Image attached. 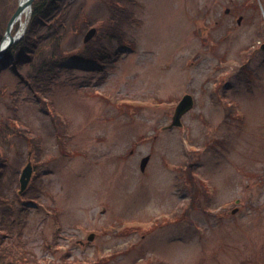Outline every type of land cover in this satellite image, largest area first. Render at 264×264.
Wrapping results in <instances>:
<instances>
[{"label":"rangeland","instance_id":"obj_1","mask_svg":"<svg viewBox=\"0 0 264 264\" xmlns=\"http://www.w3.org/2000/svg\"><path fill=\"white\" fill-rule=\"evenodd\" d=\"M128 6L139 23L126 26L127 45L108 43L118 55L101 76L65 70L49 106L25 88L12 95L13 84L0 96L1 117L18 100L44 161L35 201L17 206L14 238L37 258L69 264H264V41L254 40L264 0ZM86 12L106 8L86 0ZM243 65L250 88L237 77ZM186 93L194 105L182 126L164 128ZM51 106L71 124L75 156L58 143ZM9 157L20 170L32 161L22 138ZM192 181L210 198L200 197L205 210L192 206Z\"/></svg>","mask_w":264,"mask_h":264},{"label":"trees","instance_id":"obj_2","mask_svg":"<svg viewBox=\"0 0 264 264\" xmlns=\"http://www.w3.org/2000/svg\"><path fill=\"white\" fill-rule=\"evenodd\" d=\"M128 2L131 0H102L106 13L95 17L86 12V0H34L24 34L12 43L0 58V96L13 84L16 91L12 92V95H19L25 88L40 102H44L63 81L62 73L65 70L87 71L91 76L101 71L98 75L101 76L109 58L118 55L110 52L108 43L116 41L120 46L127 45L126 26L139 23ZM17 3L18 0H0V42ZM263 23L264 21L257 26L254 40L264 41ZM93 26L97 30L95 36L84 42L86 31ZM18 29L19 22H16L11 33L14 34ZM251 69L248 65H243L237 72V77L249 88ZM100 78L99 81H102L103 78ZM48 100L46 99V103L49 106ZM17 102V99L9 101V108L13 111L11 115L0 116V264H69L64 258L61 262L48 257L37 258L22 248L13 236L17 206L35 201V195L40 191L39 170L44 164V161L40 160L41 138L32 133L29 127L22 125L17 116ZM118 104L137 107L130 102L120 101ZM48 108L53 114L60 147L66 156H75L76 153L68 150L65 142V138L70 137L69 120L58 114L52 106ZM20 138L29 147L33 166L31 180L22 194L18 193V174L23 162L9 157L11 143L19 142ZM203 143L208 146L211 144H207V141ZM185 174H188V170ZM186 180L189 182L190 176L186 177ZM193 183L194 181L191 183L194 188L192 206L205 210L200 197H203L202 202L206 204L210 198L204 187L200 189ZM17 232L20 234V231ZM17 238L19 239V235ZM135 264L168 263L161 258L147 257Z\"/></svg>","mask_w":264,"mask_h":264},{"label":"water","instance_id":"obj_3","mask_svg":"<svg viewBox=\"0 0 264 264\" xmlns=\"http://www.w3.org/2000/svg\"><path fill=\"white\" fill-rule=\"evenodd\" d=\"M33 1L34 0H25L24 2L21 3L18 0L17 8L8 21L5 34H4V36L1 40V43H0V57L4 54L6 49L23 34L26 23L28 21L30 13H31V7H32ZM26 9L28 11L25 14V19L23 21L22 30L20 32L17 31L15 33V35H12L11 29L13 27V24L21 18L22 12H24ZM238 22H239V20H238ZM95 33H96V28L95 27L90 28L84 36V42L89 41L94 36ZM193 104H194V101H193L192 96L190 94H185L180 99L178 104L175 106L174 113L172 115L171 123L167 126V128H173L174 126H177V127L182 126L181 118L187 111H189L193 107ZM149 158H150V156L147 155L141 159V161H140V170L141 171H144ZM31 175H32V165H31V162H28L20 174V178H19L20 190H19V193H22L26 189V187L29 183V180L31 178Z\"/></svg>","mask_w":264,"mask_h":264},{"label":"bare ground","instance_id":"obj_4","mask_svg":"<svg viewBox=\"0 0 264 264\" xmlns=\"http://www.w3.org/2000/svg\"><path fill=\"white\" fill-rule=\"evenodd\" d=\"M19 1L22 3V2H24L25 0H19ZM27 11H28V10L26 9L24 12H22L21 18L19 19V21H20L21 24H22V22H23V20H24L23 17H24V15L27 13ZM22 25H23V24H22Z\"/></svg>","mask_w":264,"mask_h":264}]
</instances>
